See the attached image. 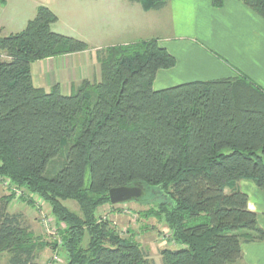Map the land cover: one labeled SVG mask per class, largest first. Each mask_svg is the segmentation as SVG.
<instances>
[{"label":"trees","instance_id":"trees-1","mask_svg":"<svg viewBox=\"0 0 264 264\" xmlns=\"http://www.w3.org/2000/svg\"><path fill=\"white\" fill-rule=\"evenodd\" d=\"M130 1L158 10L168 0ZM240 1L264 18V0ZM56 20L38 5L22 30L0 35V177L29 192L20 197L28 205L36 198L48 205L61 240H39L9 212L12 191L2 195L0 251L8 264H36L44 246L63 264H151L136 234L122 236L97 219L98 207H114L109 189L120 186L165 194L137 212L170 231L176 247L159 250L161 264H233L241 243L264 241L257 213L236 188L247 179L264 191V90L243 73L154 90L157 70L175 58L152 38L100 49L98 81L70 94L58 84L44 91L32 84L31 62L88 49L52 31Z\"/></svg>","mask_w":264,"mask_h":264},{"label":"crops","instance_id":"crops-1","mask_svg":"<svg viewBox=\"0 0 264 264\" xmlns=\"http://www.w3.org/2000/svg\"><path fill=\"white\" fill-rule=\"evenodd\" d=\"M84 2L85 31L76 37L86 41L88 49L31 62L34 87L49 91L58 84L63 94H70L84 81L99 80L100 49L155 38L175 58V64L157 70L154 90L195 80L234 78L240 73L264 90V18L240 0H224L221 7L212 6L210 0H168L158 10H145L130 0ZM41 3L37 0L30 6L31 16L26 20ZM1 4L0 8H6L8 0ZM57 23L58 18L51 30L64 34L66 30ZM2 33L8 32L0 24ZM236 188L247 195V208L257 213L258 225L264 230V191L247 179L239 180ZM9 212L21 214L26 226L34 230L27 213L21 209ZM240 247L241 258L233 264H264V241L244 242Z\"/></svg>","mask_w":264,"mask_h":264},{"label":"rangeland","instance_id":"rangeland-1","mask_svg":"<svg viewBox=\"0 0 264 264\" xmlns=\"http://www.w3.org/2000/svg\"><path fill=\"white\" fill-rule=\"evenodd\" d=\"M36 1L37 0H8L7 7L0 8V24L4 26L5 32H8L7 34H10L11 30L12 32H18L19 28L22 30L25 27L28 20H26V18L31 16L29 15L30 6L33 3L35 4ZM43 1L44 4L41 3L40 5H48V8L54 10L52 11L58 18V23L56 26L66 30L63 31L65 32L64 34L75 38H78L76 36H79L77 32L84 34V15L87 13L84 0ZM1 5L2 4L0 3V7H2ZM15 29H17V31H14ZM2 34L4 35V33ZM80 40L84 41L83 39ZM52 166L54 165H51L49 169H51ZM137 186L141 192L140 196H138V199H132L122 203L113 204L115 208L109 204H104L98 207L96 216L98 220L110 221L122 236H126L130 232L136 234V239L140 242L142 249L148 255V260H150V263L161 264L159 250L163 247H176L175 243L170 238V231L163 223L158 222L156 218H145L141 216L140 213L138 215L137 212L146 210L155 203L163 201L165 194L157 186ZM22 191L25 197L26 195H30L29 192L25 190ZM10 192L11 190L4 185L0 177V196L8 195ZM12 202H14V199L9 203V211L19 212L21 209V211L27 213L26 217H28V220L32 221L34 226V234L38 236L39 240H42L43 242L46 240L50 243L54 241L52 235H48L44 232V229L40 223V210L35 205L30 206L23 202L20 198H18L17 203L15 202V205H12ZM63 203L71 210L78 212V205L75 201L64 200ZM40 208L46 215L50 217V222L54 223L53 217L49 214L48 205L43 202ZM25 221L27 220L25 219ZM25 221H23L24 224L26 223ZM54 253L55 250L50 246L42 247L41 250L37 252L36 264H63V255L59 252V254H57L58 260H55L53 257ZM8 256V253L5 251H0V264H8Z\"/></svg>","mask_w":264,"mask_h":264},{"label":"built area","instance_id":"built-area-1","mask_svg":"<svg viewBox=\"0 0 264 264\" xmlns=\"http://www.w3.org/2000/svg\"><path fill=\"white\" fill-rule=\"evenodd\" d=\"M2 182L4 183L5 186H7L13 193L14 195V201H17L18 198H20L23 195L22 189L15 187L14 185L11 184L10 179L8 178H1ZM43 204V201L36 198L35 199V206L40 210V223L44 229V232L48 235H52L54 241H56L57 246L61 245V240L57 235L56 228L54 223L50 222V217L46 215L42 209L40 208ZM55 260H58L57 253H54L53 255Z\"/></svg>","mask_w":264,"mask_h":264},{"label":"water","instance_id":"water-1","mask_svg":"<svg viewBox=\"0 0 264 264\" xmlns=\"http://www.w3.org/2000/svg\"><path fill=\"white\" fill-rule=\"evenodd\" d=\"M140 193L138 186L112 187L108 191L109 202L111 204H117L136 199L140 196Z\"/></svg>","mask_w":264,"mask_h":264}]
</instances>
